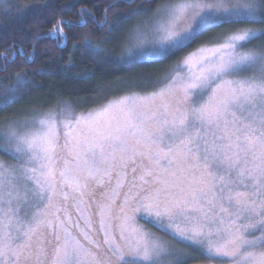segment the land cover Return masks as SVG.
<instances>
[{"label":"snow or ice","instance_id":"1","mask_svg":"<svg viewBox=\"0 0 264 264\" xmlns=\"http://www.w3.org/2000/svg\"><path fill=\"white\" fill-rule=\"evenodd\" d=\"M148 11L150 22L108 63H161L209 28L253 27L230 28L217 47L185 56L150 95L74 120L46 113L28 130L0 129V155L12 161L0 160V264H188L193 253L208 264H264V0L138 6L113 16L103 43L119 21ZM78 15L76 27L95 19ZM107 23L105 15L98 27ZM54 32L64 37L60 25ZM74 47L108 53L87 39ZM17 56L34 63L17 47L0 71ZM35 74L17 73L0 107Z\"/></svg>","mask_w":264,"mask_h":264},{"label":"trees","instance_id":"2","mask_svg":"<svg viewBox=\"0 0 264 264\" xmlns=\"http://www.w3.org/2000/svg\"><path fill=\"white\" fill-rule=\"evenodd\" d=\"M162 1L165 0H135L127 5L116 3V0H0V65L6 63L3 57L11 59L17 47L24 50L25 56L34 57V63H25L23 57L17 56L14 64H8L7 71H0V105L5 103L6 95H12L6 90L15 85L17 73H38L29 76L34 83L23 89V95L0 107V129L8 122L27 120L61 104L74 111L86 112L128 94L150 93L167 81L163 77L173 73L184 55L204 43H218L230 28L237 26L226 24L209 28L176 57L165 62L124 68L108 63L107 55L119 56L122 53L123 45L128 42L130 25L137 17L118 22V30L113 31L118 37L117 43H113L115 39L103 43L109 35L113 16L128 13L138 6L154 10ZM113 3L116 6L109 9ZM82 9L95 19L84 27H76L81 19L78 13ZM105 15L108 23L98 27ZM62 21L69 22L71 26L61 24ZM57 25L62 28L64 37L54 32ZM212 33L220 35L207 40L206 36ZM85 39L108 49V53L95 56L92 52L85 53L82 47H74L82 45ZM10 47L11 51L8 50ZM0 160L9 159L0 155Z\"/></svg>","mask_w":264,"mask_h":264},{"label":"rangeland","instance_id":"3","mask_svg":"<svg viewBox=\"0 0 264 264\" xmlns=\"http://www.w3.org/2000/svg\"><path fill=\"white\" fill-rule=\"evenodd\" d=\"M170 0H165V1H162L158 6L160 5H164L166 3H169ZM157 6V7H158ZM156 7V8H157ZM155 8V9H156ZM154 9V10H155ZM153 10V11H154ZM152 15V12L149 13V14H142V15H138L136 18L133 19V22L131 25H130V30L128 32L129 36L132 34L133 30L137 27H140V28H143L146 24H148L150 22V17ZM235 27H253L252 25H237ZM258 27V26H257ZM115 33L116 32H112L111 34V41H113V43H117L119 40L117 39L118 37L115 36ZM230 33H227L223 38H221V40L216 43V44H207V43H204L203 45L193 49L192 51H190L189 53H187L186 55H184L180 61L187 55L189 54H193V53H198V50L199 49H211V48H214V47H217L220 43H222L224 41V39L226 38L227 35H229ZM220 35V33H212L208 36H206V38H209L207 40H210L212 38H215V37H218ZM123 48L121 49V51L123 52ZM205 55H208L210 53L208 52H205L204 53ZM179 61V62H180ZM178 62V63H179ZM174 74V72L172 73ZM168 81H165L159 88L163 87L164 84H166ZM159 88H157L156 90H158ZM154 90V91H156ZM154 91L150 92V93H133V94H128V95H125V96H122V97H119L117 99H114L112 101H109L95 109H90L86 112H78V111H74L72 109H70L68 106H66L65 104H61V105H58L56 106L53 110H49L47 112H43L41 114H38V115H35V116H43L44 114L46 113H54L58 116V118L60 119H75L76 117H79V116H87L89 114H94L96 112H99L102 108L104 107H107L108 105H115L119 100L121 99H126V98H129V97H134V96H139V97H143V96H147V95H150L151 93H153ZM26 121H29V123H25ZM31 121V118L29 119H25V120H22V121H16L15 123L18 125V127L20 128L21 131H25V130H28L32 127H34V125L30 122ZM8 126V125H7ZM6 126V127H7ZM4 161L5 163H9L11 164L12 161L11 160H2ZM87 199V197L85 198ZM95 206L93 205V208ZM86 214H89L90 215V212L89 213H86ZM76 217V213L73 211V218L75 219ZM98 219V217L96 218ZM139 223L149 232H151L154 236L162 239V240H165L166 242H168L169 244H171L174 248L176 249H179L180 251H191V249H188L185 247L184 244L182 243H178L176 240H173L171 239L170 237L166 236L163 232H160L158 231L155 227H153L150 223H145V221L143 220H140ZM258 234V233H257ZM188 264H208V262L206 260H204L203 258H201L199 256V253H193L192 254V258L188 260ZM224 264H227V261L224 262Z\"/></svg>","mask_w":264,"mask_h":264},{"label":"water","instance_id":"4","mask_svg":"<svg viewBox=\"0 0 264 264\" xmlns=\"http://www.w3.org/2000/svg\"><path fill=\"white\" fill-rule=\"evenodd\" d=\"M144 1H146V2H149L150 0H144ZM133 4V3H132ZM128 5V4H127ZM131 5V4H130Z\"/></svg>","mask_w":264,"mask_h":264}]
</instances>
